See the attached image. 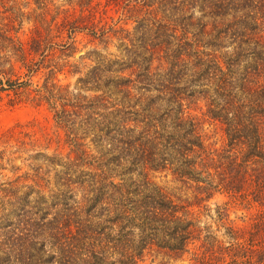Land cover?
Instances as JSON below:
<instances>
[{
    "label": "trees",
    "instance_id": "1",
    "mask_svg": "<svg viewBox=\"0 0 264 264\" xmlns=\"http://www.w3.org/2000/svg\"><path fill=\"white\" fill-rule=\"evenodd\" d=\"M65 1L78 17L56 8L47 21L44 5L24 39L19 8L0 18L8 20L0 93L46 105L69 148L40 155L61 169L53 181L36 168L31 185L0 188V264H139L151 252L188 264H264V0ZM79 36L102 49L124 44V57L96 59L79 79L99 93L90 98L57 79L66 68L80 73L67 61ZM157 176L176 187L159 186ZM218 195L253 209L249 223L231 225L218 205L216 229L202 223L200 210Z\"/></svg>",
    "mask_w": 264,
    "mask_h": 264
},
{
    "label": "rangeland",
    "instance_id": "2",
    "mask_svg": "<svg viewBox=\"0 0 264 264\" xmlns=\"http://www.w3.org/2000/svg\"><path fill=\"white\" fill-rule=\"evenodd\" d=\"M3 2L5 3L0 4V18H11V15H14V11L9 12L6 10L9 6L19 8L18 10L22 12L21 14L24 15L23 17H26V19L22 21L23 23L18 34L21 39L25 38L23 35L24 33L28 35L29 31L32 29V24L28 23V20L36 18L38 21L40 19L39 15L42 16L44 5H46L49 10L46 15H43L47 21H50L51 17L55 16L56 8L67 10L69 13H65V16L68 17L76 18L80 15L79 10H73L72 7L66 4L67 2L65 0H45L44 3H40L37 0H4ZM109 10L110 9L107 10L106 15L115 16L114 13H112L113 9H111V11ZM94 11L95 10L91 12ZM84 14L88 15L87 12ZM93 14L94 13H92V15ZM100 15L101 13L99 11V13L95 14L96 18H92L98 21ZM63 16L64 14H61L59 18ZM102 17L105 18V15ZM6 22H8V20L3 22L0 21V25ZM126 28L132 30L133 25L128 24ZM77 40L79 42L77 44L78 52L67 61L69 65H79L77 71H80V73L69 75L67 71L72 68H66L63 73L61 72V74L57 75V79L60 80L61 84L68 85L70 91L90 98L99 93L81 89L82 86L79 83V79H83L87 76L88 71L95 66L96 59L107 58L114 60L124 57V44L114 40L109 48L102 49L97 45L88 44V39L84 38V36H79ZM82 57H85V59H81ZM37 79L38 78L34 79L35 83L38 81ZM114 98L115 96H111V99ZM200 122L202 132L205 134L206 138L209 139V143H214L216 146H219L222 142V138L219 133H217L214 126L209 124L206 120H201ZM23 135H27L31 139L39 141L37 146L33 148L19 146L15 142V139L21 138ZM64 138V131L55 125L53 112H51L46 105L40 104L37 106L35 103L28 101L26 97L20 93L16 98L12 93L9 95L0 93V188H2V185L4 186L12 182L19 186L31 185L28 179L32 178L36 168H40L43 173L47 172V179L53 181L54 175L61 169L48 168L40 155L53 156L54 154H60L62 157L66 156L69 152V148L64 144ZM48 142L49 146L46 147ZM84 144L85 149L94 154V146L89 140L85 139ZM153 182L169 189L176 187L175 184L170 182V178L164 179L157 176L154 178ZM24 191H26L25 188L21 189L18 194L22 196ZM176 193L177 197L181 194L179 192ZM206 205H208L210 211L203 212L202 209L200 210L201 214L204 213L203 215H205V217L201 216V221L202 223L210 225L213 230L216 229V224L214 221H211L210 217L213 220L215 218V213L213 211L215 205L225 206L228 209V220L230 224L235 227L246 226L254 212L253 209H249V206L242 203L239 199H231L223 195L216 196ZM17 208L18 211L25 209V202L22 201V204ZM12 211H16L14 207H12L11 212ZM206 214L209 215V217L206 216ZM216 236L219 239H225L222 230H218ZM139 264H188V262L172 261L166 256L151 252L144 256Z\"/></svg>",
    "mask_w": 264,
    "mask_h": 264
}]
</instances>
